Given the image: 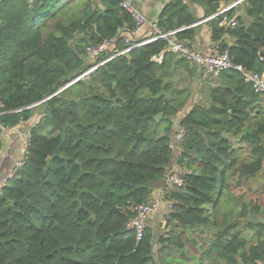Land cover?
<instances>
[{
	"label": "trees",
	"instance_id": "16d2710c",
	"mask_svg": "<svg viewBox=\"0 0 264 264\" xmlns=\"http://www.w3.org/2000/svg\"><path fill=\"white\" fill-rule=\"evenodd\" d=\"M231 1L191 0L204 9L200 17L172 0L157 22L191 45L196 24L207 19L213 43L247 71L261 72L264 0L243 1L250 23L238 6L211 17ZM233 18L235 27L222 24ZM135 26L121 0L0 2V147L5 130L30 125L24 164L0 188V264H156L157 243L174 249L162 264H187V244L199 264L264 260V224L248 220L264 207L230 190L233 178L239 184L264 170V98L236 69L205 80L209 104L196 103L178 120L186 136L176 157L171 145L191 78L186 85L173 80L195 66L166 51V41L115 56L81 78L92 65L88 44L116 39L118 51L125 47L120 31ZM229 135L247 141V157ZM174 163L186 184L167 190L174 204L165 218L183 229L168 236L148 226L138 240L127 227L132 208L165 184ZM243 227L258 233L248 236Z\"/></svg>",
	"mask_w": 264,
	"mask_h": 264
},
{
	"label": "built area",
	"instance_id": "2783aa9c",
	"mask_svg": "<svg viewBox=\"0 0 264 264\" xmlns=\"http://www.w3.org/2000/svg\"><path fill=\"white\" fill-rule=\"evenodd\" d=\"M1 1L3 0H0V2ZM28 1L32 2L33 0ZM243 1L244 0H232L225 7L221 8L218 13L212 15L211 17H216L219 13H223L233 7L239 6ZM121 5L133 16L136 22V26L134 29H122L118 35L122 38V43H124L125 47L118 51H114L113 48L116 43V39H107L98 45L92 43L88 44L85 50V57L88 60L92 61V65L86 72L82 74L81 78L86 77L100 65L115 56L128 53L132 49L143 44L162 39L167 42L166 51L172 52L179 57L186 59V61L192 66L204 67V74L206 77H216L223 71L236 69L244 74L246 81L252 85L256 93L264 96V70L261 72L247 71L241 64H236L229 54V51L222 50L219 43H212L204 50L195 49L193 46L189 45L187 41L179 40L176 37V33L179 30L164 31L159 27L157 20L148 19L133 3V0H121ZM222 24H230L232 27H235L237 25V21L236 18H233L230 21H223ZM143 33H145V37L143 39L134 40L136 36ZM103 55H107V58L98 62V59ZM152 59L153 61L161 62L163 59V54L156 55ZM261 59L263 58L261 57ZM185 136L186 130L181 127L172 142V148L174 150H178L179 154L181 153V144L184 141ZM29 137L30 135L28 134L25 138L26 150L24 156L15 161L13 170L10 175L5 177L3 181L0 182V188L5 186L9 179L13 177L23 166L25 154L29 145ZM185 182L186 181L183 171L178 166H175L168 171L165 178V186H163V188L161 187L157 190H154L150 196L149 201L134 205L132 210L135 215L132 219L129 220L127 227L135 231L138 240L144 236L145 230L149 224L151 214L157 211L164 201L167 203L168 209L170 211L173 210L174 201L165 199L167 190L179 189L186 184ZM261 197L264 203V191ZM256 263L264 264V260L257 261Z\"/></svg>",
	"mask_w": 264,
	"mask_h": 264
},
{
	"label": "crops",
	"instance_id": "0c3cea01",
	"mask_svg": "<svg viewBox=\"0 0 264 264\" xmlns=\"http://www.w3.org/2000/svg\"><path fill=\"white\" fill-rule=\"evenodd\" d=\"M169 1L170 0H133V3L137 6V8L148 19L157 20L159 15L161 14L162 10L164 9V7L166 6V4ZM184 1L187 2L188 4H190L191 8L196 12V14L198 16L202 17L204 15V13H205L204 9L201 6H198L196 4H192L191 0H184ZM227 4L228 3H226V2H222L221 8L225 7ZM238 12H239V14H241L244 17L246 23H250L251 19H250V17H248L246 15V6L243 5V2L241 3V5L238 6ZM196 25H197L196 26L197 27L196 35H195V38L193 39V41H190V43L195 49L204 50L207 46H209L210 44L213 43V41L211 39V27L208 24L207 19L200 21ZM139 36H141V34H139L136 37H139ZM230 42H231V38H230ZM174 63L175 62H173L172 64L174 65ZM190 68H191V66H190ZM193 68H194V70H192L193 72L186 70L187 73H185V74H187V76L189 78H191V83L194 84L197 81V76L199 77V79H201V81L203 80V82H205V80L206 81L209 80V82L211 83L214 80V78L211 76H208V77L205 76L204 67L195 66ZM172 69H174V67H172ZM175 70H177V69H175ZM197 84L198 83H196V86L194 87L196 89V90H194L195 92L193 93V91H191L188 102L186 103V105L184 106L182 111L180 112V114L177 118L176 124H175L176 126L179 125L178 120H181L182 117H184L196 103H201L203 105L209 104L210 100H209V97L207 96V93H205L206 89H204V86L206 84L202 85L201 87L200 86L198 87ZM199 84H201V83H199ZM262 97L264 98V96H262ZM254 114H255V112H254ZM252 124H254V122H252ZM29 127H30V125L28 123H24V124H20L14 128L7 129L4 131L3 140H2V147H1V151H0V182L3 181V179L5 177L10 175V173L13 170V165H14L15 161H17L18 159H20L24 156V153L26 150L25 138L30 133ZM229 138L231 139V142L235 145V148L243 150L242 156L247 157L249 154L248 151L250 149L247 141L241 135H238L236 137L229 135ZM174 153H175L176 157L179 155L178 150H174ZM175 166H177L176 163L172 164L171 167L173 168ZM243 181L245 182L246 186L248 187V193H247L248 201H253V203L264 207L263 199L261 197V195L263 194V191H264V170L261 171L258 175L254 176V177L244 178ZM163 186H165V184L161 185V186H157L154 190H157L161 187L163 188ZM237 189H238L237 191L247 190L245 188L244 184L240 187L238 186ZM163 203H166V202L164 201ZM163 203H162V205H163ZM168 211L170 212L169 209H168ZM168 211L163 210L159 215L162 217L160 222H163V224L166 222L165 217H166V214L169 213ZM159 212H160V210H159ZM250 215H256L260 219L256 222H253V223L264 224V214H254L251 212L249 214V216ZM172 221H177V220L174 219ZM148 226H150L152 228L154 227L152 225V218L150 219ZM178 229L179 228H177V230ZM242 229H243L244 233L248 236L249 235H257V233H258L257 227H254L253 229L247 228L246 230L243 227ZM261 235H264V230L261 233ZM159 236L160 235H158V237ZM186 236L187 235H185V237ZM155 247H156V254H155L156 264H162L160 257L171 256V255H168V251L171 250L170 254H172V250H174L173 248H170V249L168 248V251L167 250L165 251L164 249H162V246L158 243L155 244ZM186 249L189 250L187 252H190L189 258L184 259L187 262V264H199V262H198L199 252H197L193 248V246H191L190 244L186 245ZM164 255H166V256H164ZM175 257H179V255L175 254Z\"/></svg>",
	"mask_w": 264,
	"mask_h": 264
},
{
	"label": "rangeland",
	"instance_id": "374dc122",
	"mask_svg": "<svg viewBox=\"0 0 264 264\" xmlns=\"http://www.w3.org/2000/svg\"><path fill=\"white\" fill-rule=\"evenodd\" d=\"M179 72L180 71H177V76H175V78H174V83H176V82H179V81H185V85H186V82H187V78H185V76L187 75V74H184V76H179L180 74H179ZM187 73V72H186ZM188 77V76H187ZM196 83H201V84H197V86L199 87H201L202 85H205L206 83L205 82H203V80L201 81V79H199V77L197 76V81L193 84V83H189L188 84V86H187V89H186V91L187 92H190L191 93V91H193V93L195 92L194 90H196L194 87L196 86ZM181 129V126H180V128H178V126H176V129H175V135H177V133H178V131ZM174 138H175V136H174ZM172 168V167H171ZM170 168V169H171ZM244 184V186H245V188L247 189V190H241V191H237L238 189V186L240 187V186H242ZM230 190L232 191V193L234 194V195H236L237 197H239V196H244V198L245 199H247L248 200V196H247V193H248V187L246 186V184H245V182L242 180V182L241 183H239V184H237L236 183V178H233V180H232V184H231V187H230ZM159 210H160V212H159ZM163 210H165V211H168V205H167V203H163V205L157 210V211H155V212H153L152 214H151V217H150V219L152 218V225L155 227H153V230H154V232H156V233H160V234H163V235H168V236H170V235H173V233H175V232H181L182 231V229H183V226L181 225V223L179 222V221H170V222H168L167 221V219H166V222L163 224V222H160V220H161V216H159L160 215V213L163 211ZM169 212V211H168ZM150 221V220H149ZM177 228H179L178 230H177ZM199 233V232H198ZM189 234V233H188ZM188 234H185L184 233V235H188ZM191 235H198L197 233H195V232H192L191 233Z\"/></svg>",
	"mask_w": 264,
	"mask_h": 264
},
{
	"label": "water",
	"instance_id": "95a60500",
	"mask_svg": "<svg viewBox=\"0 0 264 264\" xmlns=\"http://www.w3.org/2000/svg\"><path fill=\"white\" fill-rule=\"evenodd\" d=\"M71 84V83H70ZM69 84V85H70ZM68 86V85H67ZM65 88V87H64ZM63 88V89H64ZM62 90V89H61ZM164 115H163V113H160V114H158L157 116H156V119L157 120H159V119H161L162 117H163ZM178 126V128H180V125H177ZM182 217H183V219L185 220V221H187V222H190V223H194V220L192 219V218H190L187 214H185V213H181L180 214ZM248 220L249 221H251V222H256V221H258V220H260L256 215H250L249 217H248Z\"/></svg>",
	"mask_w": 264,
	"mask_h": 264
}]
</instances>
